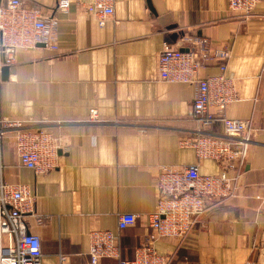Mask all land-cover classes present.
<instances>
[{"label":"crops","instance_id":"crops-1","mask_svg":"<svg viewBox=\"0 0 264 264\" xmlns=\"http://www.w3.org/2000/svg\"><path fill=\"white\" fill-rule=\"evenodd\" d=\"M58 1L26 0L58 19V50L20 51L8 80L0 70V117L45 127L61 143L59 166L44 175L21 166L11 136L2 144L3 180L27 185L37 197L43 221L27 223L41 239L42 264H91L94 229L118 235L120 260L134 259L153 233L144 218L156 208L161 167L197 164L202 175L221 173L217 162L199 160L194 148L181 144L201 129L190 116L196 85L168 83L158 74L165 43L187 50L190 39L201 37L231 49L226 76L236 100L225 113L251 120L253 143L236 196L212 207L186 240L158 238L153 246L171 264H262L264 0L248 17L231 12L227 0H115L104 27L76 4L55 12ZM220 74L216 61L200 71L203 78ZM206 131L225 136L222 121ZM125 214L137 221L120 231ZM0 242L7 247L9 239Z\"/></svg>","mask_w":264,"mask_h":264},{"label":"built area","instance_id":"built-area-1","mask_svg":"<svg viewBox=\"0 0 264 264\" xmlns=\"http://www.w3.org/2000/svg\"><path fill=\"white\" fill-rule=\"evenodd\" d=\"M263 0H227L231 12L248 17ZM115 0H59L55 12L65 13L73 4L97 17L104 27L114 16ZM58 19L44 15L39 5H28L26 0H0V70L16 63L17 54L36 49L40 45L57 51L56 29ZM193 46L184 51L182 44L165 43L158 57L159 78L168 83L194 84L197 94L192 102L190 116L201 129L194 137L183 139L184 147L196 150L199 160H213L221 166L217 176L202 175L199 165L183 168L161 167L157 177V205L144 218L152 234L146 245L140 247L132 260H120L118 235L110 230L94 229L90 233L91 264L103 259H115L119 264H171V257L160 255L153 243L158 238L184 241L192 233L199 219L212 207L236 196L240 170L253 143L251 120H234L226 116V109L236 100L232 78L226 76L231 57L229 47H212L206 37L190 39ZM220 63L221 74L203 78L200 75L208 63ZM97 121V111H91ZM216 121L224 125V137L206 130ZM11 136L20 164L38 175L48 174L59 166L60 139L45 127L29 126L23 121L0 117V264H42L43 251L39 236L29 231L27 219L39 223L43 217L36 212L37 197L27 185L5 183L2 174V144ZM234 175L230 176L229 172ZM135 215H120V231L134 225ZM62 263L67 258L60 256Z\"/></svg>","mask_w":264,"mask_h":264},{"label":"water","instance_id":"water-1","mask_svg":"<svg viewBox=\"0 0 264 264\" xmlns=\"http://www.w3.org/2000/svg\"><path fill=\"white\" fill-rule=\"evenodd\" d=\"M39 47H45V46L44 45H40ZM9 71H10V67H8V66L2 67V69H1V75H2V79L3 80H8V78H9ZM61 153L62 152L59 151V154H61ZM262 253H263V256L261 258V261H262V264H264V250L262 251Z\"/></svg>","mask_w":264,"mask_h":264}]
</instances>
